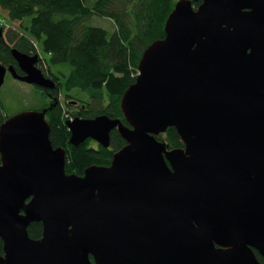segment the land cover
<instances>
[{
    "label": "water",
    "instance_id": "water-1",
    "mask_svg": "<svg viewBox=\"0 0 264 264\" xmlns=\"http://www.w3.org/2000/svg\"><path fill=\"white\" fill-rule=\"evenodd\" d=\"M164 30L121 98L127 124L66 121L74 146L118 131L109 166L67 173L48 109L1 124L0 264H264V0H177ZM11 52L24 74L0 64V88L7 72L56 87ZM169 127L183 148L157 138Z\"/></svg>",
    "mask_w": 264,
    "mask_h": 264
},
{
    "label": "trees",
    "instance_id": "trees-1",
    "mask_svg": "<svg viewBox=\"0 0 264 264\" xmlns=\"http://www.w3.org/2000/svg\"><path fill=\"white\" fill-rule=\"evenodd\" d=\"M177 0H0V7L8 13L10 20L20 21V31L8 29L0 36V63L19 68L12 55L15 46L23 52L36 51L38 42L45 55L47 70L67 64L69 73L60 70L54 90L39 89L44 99L43 107L54 100L57 104L46 114L50 124V139L54 147H64L67 152L66 172L83 175L91 165L109 166L113 154L126 145L116 129L111 132L108 148L85 140L79 146L70 143L71 132L67 119L75 116L85 118L107 114L121 118L127 124L120 102L126 89L136 81L138 65L144 50L155 40L165 36V22ZM200 1L193 2L197 7ZM93 16L112 20L113 32L102 26L89 24ZM49 77V75L45 74ZM49 96L53 99L48 98ZM71 98L86 104L77 112L64 110L59 99ZM1 92V90H0ZM48 94V95H47ZM70 107V103L65 101ZM42 107V108H43ZM41 109V108H40ZM11 116V115H10ZM10 116L0 97V126ZM169 148H183L184 142L174 127L157 136ZM95 144V145H94ZM1 163V155H0ZM29 235L42 236V224L33 222L28 227ZM0 253L3 242L0 238ZM259 260L264 258L256 251Z\"/></svg>",
    "mask_w": 264,
    "mask_h": 264
},
{
    "label": "rangeland",
    "instance_id": "rangeland-1",
    "mask_svg": "<svg viewBox=\"0 0 264 264\" xmlns=\"http://www.w3.org/2000/svg\"><path fill=\"white\" fill-rule=\"evenodd\" d=\"M6 13L7 12L0 7V17L6 19L7 26H11L13 29H16V30H19V28L21 29V27H20L21 22L20 21H13L12 22ZM88 23L92 24V25L102 26V27L106 28L109 32H113L114 28H115V24L112 20H110L108 18L100 17V16H93L88 21ZM56 70H63L65 72H69L70 66L67 64H64L62 66L56 67ZM39 89H38V87H35L32 84H29L27 82H23L17 78H14L11 75V73H7L6 78H5V82H4L3 86L1 87V92H0V97L5 104L6 114L8 116H10V115H15L16 113H20L23 111H29V110H36V111H41L43 109L50 110L49 107L55 102V100L53 102H51V104L49 106L43 107L44 99H43V96L41 95ZM48 98L50 100L53 99V98L49 97V95H48ZM69 99L75 101V99H71V98H69ZM71 102H69L70 105H71ZM62 104H63L64 110H67L70 112L68 115H70L72 112H77L79 110V107L77 105L76 106L71 105L70 107H68L66 105L64 99L62 100ZM52 108H53V106H52ZM70 118H74V117H72L70 115ZM66 121H64V122H66Z\"/></svg>",
    "mask_w": 264,
    "mask_h": 264
},
{
    "label": "flooded vegetation",
    "instance_id": "flooded-vegetation-1",
    "mask_svg": "<svg viewBox=\"0 0 264 264\" xmlns=\"http://www.w3.org/2000/svg\"><path fill=\"white\" fill-rule=\"evenodd\" d=\"M37 67H39L45 74H47V75H49V77L51 78V79H57L58 80V75L55 73V71L54 70H51V71H47V72H45V66L43 65V64H41V63H39V61H38V63H37ZM21 73H23V72H21ZM55 82H56V80H54ZM48 94H49V96H52L51 95V91L50 92H47ZM59 99H64V101H67V102H74V100H70L69 98H67V99H65V93H60V95H59ZM76 100V99H75ZM76 103H71V104H73V105H77L78 107H80L81 105H82V107L83 108H87L86 107V104H84V103H81L80 101H78V100H76L75 101ZM78 116V115H77ZM97 143V142H96Z\"/></svg>",
    "mask_w": 264,
    "mask_h": 264
}]
</instances>
